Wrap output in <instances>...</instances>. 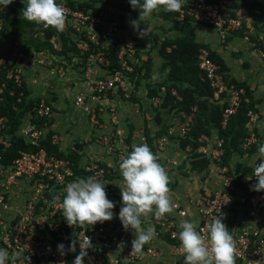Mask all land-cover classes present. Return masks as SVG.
I'll return each mask as SVG.
<instances>
[{
    "label": "built area",
    "instance_id": "built-area-1",
    "mask_svg": "<svg viewBox=\"0 0 264 264\" xmlns=\"http://www.w3.org/2000/svg\"><path fill=\"white\" fill-rule=\"evenodd\" d=\"M57 3L66 9V26L63 31L55 30L48 43L52 50L60 52L59 35L64 34L70 38L76 50L77 54L73 56L72 61L80 70V79L77 83L79 89L72 95V106L85 115L90 126L95 128L97 116H102L104 109L109 108V112L105 114L104 125L98 127L105 129L107 124L109 129L102 131L98 139L104 142L107 153H114L116 164L121 163L130 153V146L125 143L126 133L124 134L120 127L118 111L114 106L111 107L110 101L119 95L123 100H128L134 95L135 78H132L131 74L133 65L139 64V59L134 56L136 44L128 37L119 36V24L108 21L100 9L96 12L84 7L72 9L66 0H57ZM233 3L234 0H186L174 20L181 23L188 19L191 23L208 27L220 40L240 30L245 35L251 34V17L242 7L232 8ZM124 5L126 6L125 2ZM6 12L7 7L0 10L2 14ZM1 23L0 20V25ZM258 35V40L264 44V30ZM14 51L8 63L4 58H0V69H4L6 81L11 80L14 87H20L23 83L21 76L28 68L26 62L29 56L41 55L43 52H30L26 55L27 53L19 49ZM36 62L41 63L37 59ZM196 63L211 89L212 100L226 103L220 121L223 127L228 117L235 112L242 90L225 83L222 74L218 73V66L208 58L206 49L197 50ZM35 83V80L31 81L32 85ZM22 95V92L18 93L17 101ZM148 101L155 106L158 99L149 98ZM32 110L36 118H51V109L42 99H38ZM246 115L248 118L245 129L248 136L243 139L241 149L245 151L250 145H254L259 150L264 144V136L257 137L252 132L257 117L250 111ZM31 118L30 114H26L14 135L20 138L23 144L38 147L40 139L44 137V124L37 126ZM7 123L6 118L0 117V248H6L10 253L21 252L22 257L17 264H73L79 254V243L75 252H68L67 248L72 240L80 238L84 232L91 238L94 246L88 250L84 264H143V259H152L158 255V251L149 245H145L141 253L132 254L129 232L120 228L114 217L111 221L98 222L93 226L69 227L63 218L60 204L66 186L81 177L72 175L67 160L49 156L43 149L18 150L9 163H3V154L11 147L12 135L7 132ZM188 129V125L183 124L176 136L184 137ZM173 132L174 129L167 128L166 135L152 137L151 145L156 152L165 150L168 138L174 136ZM134 138L146 144L143 133ZM58 140L56 135L50 136L52 145ZM206 140L203 136L197 139L199 143ZM117 145H120V148H117ZM196 152L207 159L208 167H215L221 184L213 190L205 189L206 186L200 188L198 198L191 203L192 216L175 201L174 213L178 219L198 221V231L206 229L216 215H224V223L235 241L236 264H264V192L253 191L246 194L234 188L231 178L226 175L228 168L221 164V140L215 138L208 151L205 146L200 145ZM177 157L178 154L175 153L173 158L165 159L161 163L168 174L179 166ZM96 162L87 163L82 169L89 173V177L98 179L104 171ZM56 195H60L61 199L54 203L53 198ZM189 216L191 218H188ZM151 223L156 230V236L167 237L172 241L168 243L172 245L174 253L180 254L182 249L178 239L181 231L179 225L166 217L156 219L155 216L152 217ZM59 244L65 246L66 254L61 255L58 252ZM24 257H28L29 261L23 259Z\"/></svg>",
    "mask_w": 264,
    "mask_h": 264
},
{
    "label": "rangeland",
    "instance_id": "rangeland-1",
    "mask_svg": "<svg viewBox=\"0 0 264 264\" xmlns=\"http://www.w3.org/2000/svg\"><path fill=\"white\" fill-rule=\"evenodd\" d=\"M74 1H76L77 4L82 3L84 8H89L93 12L97 11L99 9V4L104 1L110 5L119 4V0ZM121 1L123 0H120V2ZM245 1L246 3L256 2L259 3L261 7H264V0ZM12 7L10 6V8ZM175 15L173 17H175ZM12 17L18 19V21H5L4 26L3 23L0 25V58H4L8 63L12 59L15 49H19L20 51L27 53L26 55L30 52H35V54L37 52H43L41 55L39 54V56H29V59L26 62L28 68L21 76V80L26 91L24 94L25 101L29 103L33 102L35 99H42L51 109V118L49 121L41 124V126L44 124L42 126L43 136L50 133L51 135L59 137L58 142H56L54 146H56L63 154L75 153L78 156V167L97 161L96 164L104 171L102 177L97 180L107 183L105 186L107 198L113 201L115 206L119 207L120 210L122 204L120 201L121 195L119 188H123L124 185L122 182V176L118 174V172H115L114 167L112 168V166L119 168L120 163L115 164L116 156L114 153H107V148L103 144L104 142L98 139L101 136L102 131H108L109 129L107 124L105 129L98 128L99 125H102L106 120L105 114L109 112V108L104 109L102 116H97V128L90 126L88 122H86L89 126L87 127L84 124L86 116L76 112L70 103L73 95L72 89L74 88L75 83H77L80 79V70L72 61V57L74 55L70 52H68V54H62L61 50L60 52H56L47 48L35 50V45L42 41L43 34L41 29L35 24L31 25L27 20H21V15H13ZM170 23L171 26H167L168 28H165V30L162 31V28H159L158 26L151 29V31H154L152 34H157V38L154 39L152 49L150 51L146 48V51L141 52L145 58H139V64H135L132 67L133 72L131 76L132 78H135V80L133 87L134 95L131 97L134 98L136 102L134 104L138 110L136 115L139 125H134L135 122L128 123V121L122 119L121 116H119L120 119L118 122L124 131V134L126 133L127 135L130 133V137L131 135L137 137L138 134L143 133V129L147 125V122L151 125H157V128L159 129H174V136L168 138L169 144L167 148L172 150V154L175 155V153H177V159L180 161L179 166L170 171L174 172L176 182L177 180H181L187 184V187H190L191 189L194 188L197 192L200 191L202 186H206L205 189L213 190L219 188L221 184L218 177L219 174L216 172L215 167H213V165L208 167L207 165L200 168L198 167V164H194L195 161H199V159H201L199 156L200 154L196 152L197 147L200 145L205 146L208 151L213 140L216 138L215 133L211 129V125L206 126L207 130L204 135H200L207 139L201 143L197 140L192 141L190 139H185V137L179 138L176 136V133L183 124L186 123L188 128L193 126V120L197 112L195 111L193 105H191L187 111L181 110L178 106L172 108L174 106L173 102L175 103L180 101V92L187 89L191 90L192 88L187 84H172L167 81V68L163 66V60L158 55L157 49L162 41L164 42L165 40H170L174 42L183 38L182 33L179 30V27L181 26L180 22H176L174 18H172ZM255 23L257 25L256 28H263L264 30V17L256 18ZM191 24L192 25H188L190 30L186 32L187 36L189 35L188 39L196 43L206 41L208 45L203 43L200 44H203L205 45V48L210 49L209 47L211 46V42L218 40L216 33L206 27L205 29L203 27H199L200 25L194 23ZM154 29H156L157 32ZM258 36L259 35L257 34V37ZM262 40H264V36H262ZM14 43H16V45H14ZM220 45L224 46L226 45V42H220ZM233 49L235 52L233 51L232 53H237V58H241L242 52L240 54L239 49L234 46ZM135 56L137 57L136 53ZM237 58H235V61H237ZM36 59L41 63L36 62ZM262 62L264 64V57L262 58ZM32 80L36 81L34 85L31 84ZM260 88L263 87H258L257 90ZM246 89V96L250 97L253 107H255V105L259 102V98H255L253 101V98L250 96L251 90L248 86ZM167 91H170L169 95L173 97L175 101L167 97V105L163 107L162 103L165 101L164 99ZM149 92H151L152 98L158 99L155 106L147 100L151 97L148 94ZM191 96L195 98L194 94H191ZM262 97L263 95L260 99H262ZM119 98L123 99L120 95ZM115 103L116 101H112L111 107L115 105ZM218 103L220 104L221 102ZM208 108L209 107L206 106L203 117H205L209 112ZM115 109L117 110V108ZM134 112H136V110ZM100 118L102 120H100ZM22 122L23 118L21 119L20 124ZM151 128L153 129V126ZM154 128L157 129L156 126ZM262 134L264 136V133ZM130 137L129 140L131 142ZM117 148H120V145H117ZM171 153H167V156ZM259 156L260 154L257 149H253L250 153H248V155H232L230 158L232 170L230 174H226L231 178L232 184L235 181L244 182L248 178L254 177V163L260 162L259 159H257ZM109 161L111 162L109 163ZM171 179H173L172 176Z\"/></svg>",
    "mask_w": 264,
    "mask_h": 264
},
{
    "label": "clouds",
    "instance_id": "clouds-1",
    "mask_svg": "<svg viewBox=\"0 0 264 264\" xmlns=\"http://www.w3.org/2000/svg\"><path fill=\"white\" fill-rule=\"evenodd\" d=\"M13 0H0V10L12 4ZM186 0H129L130 6L139 9L140 16L150 18L161 8L169 13H179ZM23 18L29 22L43 24L46 27L63 31L66 26V9L57 0H27L22 11ZM131 27L144 38L145 29L141 30L138 21H131ZM259 163H254L256 184L252 190L264 192V144L259 147ZM160 157L154 154L145 143L133 145L131 152L119 165L124 187L120 189L121 204L118 219L124 230L131 229L134 239L131 241V253H141L145 244L155 236L156 230L149 226L142 227V216L154 214L161 219L174 211L176 205L170 195V178L159 162ZM106 182L94 177L78 178L64 189L60 207L62 215L69 227L85 225L93 226L113 219L115 203L107 198ZM60 195L53 198L59 201ZM224 215H216L206 226L199 228L196 220H182L178 239L184 255V264H236V246L233 236L224 223ZM206 233V234H205ZM79 243V254L73 264H84L88 250L93 249L91 238L81 234L69 244L67 251L75 252ZM58 252L65 253V246L59 244ZM22 253H10L6 248H0V264H17ZM23 259L28 260V257ZM22 264V262H21ZM259 264V262H257Z\"/></svg>",
    "mask_w": 264,
    "mask_h": 264
},
{
    "label": "trees",
    "instance_id": "trees-1",
    "mask_svg": "<svg viewBox=\"0 0 264 264\" xmlns=\"http://www.w3.org/2000/svg\"><path fill=\"white\" fill-rule=\"evenodd\" d=\"M213 1V0H207ZM67 5L72 9H81L82 3H76V1L66 0ZM123 2L126 3V7L124 9L129 10L130 12H134V9L130 6L128 0H123L120 2V6L123 5ZM27 0H13V3L7 6L8 12L2 14L0 13V20L3 23L5 21L16 22L18 19L13 18V15H21L22 19V11L26 6ZM10 6L12 8H10ZM232 8L242 7L246 10V13L252 19V33L251 34H243V31H235L231 33L232 35H236L239 38L246 37L248 41L252 44L254 49L259 50L262 54H264V44L262 41L258 40L257 34L263 31V28H256L255 19L259 17H264V7H261L259 3L251 2L246 3L245 0H234ZM98 11V10H97ZM96 12V11H95ZM176 13H169L163 11L161 16L164 20L170 21ZM31 25L35 24L37 27L41 29L43 34L42 41H40L37 45H35V50H41L47 48L51 50L50 44L48 43V39L54 34L55 29L51 27H46L43 24H37L29 22ZM119 24L122 26V22L119 21ZM179 27L180 32L182 33L181 39H178L174 42L170 40L162 41L158 46V55L163 60V66L167 68L166 78L167 81L174 83H183L189 85L191 90H184L180 92L181 98L180 101L173 102V107H179L181 110L187 111L188 108L193 105L195 111L197 112L194 120L193 126H191L188 131L185 133V139H190L192 141H196L200 135H204L206 133L208 125H211L212 131L215 133L217 139L221 140V164L225 165L228 168V173L230 174L231 162L230 158L233 154L235 155H248L250 151L256 149L254 145H250L247 150L243 151L241 149V143L244 138L248 136V131L245 129V124L247 122V112L256 113L257 109L253 107L252 100L250 97L246 96V87L245 83H238L232 78H230L226 71V66L221 58L215 53L205 48V45L196 43L192 40H189L186 32L189 31L190 27L188 25L191 24V21L185 20L180 23ZM120 27V25H119ZM229 38V37H228ZM59 39L61 41V53L68 54L70 52L74 56L77 54L74 48L73 43L70 41L68 36L64 34L59 35ZM199 48H205L208 51V58L218 66V73L222 74V78L227 85H233L236 89H241L242 94L240 95V101L238 106L236 107L235 112L228 117L225 122V125L221 127V114L223 109L226 107V103H218L212 100V92L206 82L204 75L197 68L196 63V54ZM70 58V57H67ZM73 58V57H72ZM8 65H5L7 68ZM0 117H4L7 119L8 130L7 132L11 134V147L7 152L3 154L2 162L9 163L12 158L16 155L18 150L21 151H35L37 149H43L47 155L53 156L57 159H64L69 162L70 169L72 171V175L74 177H81L86 179L89 177V173L84 172L82 167H78V156L75 153H66L63 154L57 149L56 146L50 144V133H47L42 139H40L38 147H32L29 145L23 144L22 140L14 135L18 126L20 125L21 119L26 115H31V121L37 126H41L42 123H45L49 120L39 119L33 116V106L38 101L35 99L33 102H26L24 99V94L26 93L24 85L20 87H14L12 85L11 80L5 79V71L4 69H0ZM245 91V92H244ZM22 92L23 95L17 101L18 93ZM151 96V92L148 93ZM170 91L166 92L165 101L162 103V106L165 107L167 105V97L173 101L174 98L171 97ZM191 94L195 95V98L191 96ZM152 98V96L150 97ZM163 99V98H162ZM246 99V101H244ZM129 101L135 102V99L130 97ZM176 105V106H175ZM206 106L208 108V113L205 117H203V113L206 110ZM192 108V107H191ZM252 132L255 136L258 137V131L256 128H252ZM164 133V134H163ZM143 135L146 139V144L149 146L150 150L155 154L154 148L151 145L153 140L150 137L146 128L143 129ZM162 135H166L165 129H158L153 137H159ZM130 133L126 135L125 142L127 144L130 143L129 140ZM201 159L199 161H195L194 164H198V167L203 168L208 165L207 159L199 155ZM114 176V174H113ZM256 184V179L252 177L248 178L246 181H235L233 186L235 189H240L246 194H250L253 192L252 188ZM174 187V184L170 182L169 188L170 190ZM121 201V200H120ZM114 213L115 220L120 228L122 227L121 222L118 219L119 215V207L115 206L112 210ZM159 236V235H158ZM160 237V236H159ZM164 237V238H163ZM167 242H172L167 237L162 236Z\"/></svg>",
    "mask_w": 264,
    "mask_h": 264
},
{
    "label": "crops",
    "instance_id": "crops-1",
    "mask_svg": "<svg viewBox=\"0 0 264 264\" xmlns=\"http://www.w3.org/2000/svg\"><path fill=\"white\" fill-rule=\"evenodd\" d=\"M118 2L119 4L117 3V5H112V4L110 5V4H107L106 1H104L100 3L98 7L101 11L105 13V17L108 19V21L116 20L115 22H117L118 24H119V21L122 22V26L121 24H119L120 25L119 27L120 35L119 36L128 37L129 39H131L136 44L135 53L137 54V57L135 56V54L134 56L137 59L139 58L144 59L145 57L144 55L141 54V52L146 51L145 50L146 48L147 50L151 51L154 39L157 38V34L155 33L152 34V32L154 31H151V29L154 28L155 26L156 27L158 26L159 28H162L161 29L162 31V30H165V28H168L167 26H171V23L170 21L164 20L162 18L161 13L164 11L163 8H161L158 12H154L150 18H144V17H139L140 16L139 9L134 10V12H130L129 10L124 9V7H126L124 5V2L122 6H120V0ZM142 2L143 1L141 0V3ZM131 21H138V23L140 24L139 25L140 29L141 30L145 29L144 38H139V33L137 31H134V29L131 27V24H130ZM199 27L205 28V26H202V25H200ZM154 30L157 32L156 29ZM219 40L220 39L218 38L217 41H212L211 46L209 47L210 48L209 50L212 52H215L221 58V60L224 62V65L226 66V69H227L226 73L230 78H232L238 83H245L249 87V89L251 90L250 96L251 98H253V101L255 98H259V102L255 105V108L257 109V112L255 113L257 120L255 124L253 125V127L257 129L259 136H263L262 133H264V64L262 62V58L264 57V55L259 50L254 49L252 47V44L248 41L246 37L239 38L236 35L230 34L226 36L224 40H220V41ZM223 41L226 42V45L221 46L220 42H223ZM200 43L208 45L206 41H201ZM233 46L239 49L240 54L242 52L243 55L241 54L242 56L241 58H237L236 56L237 53L236 54L232 53L234 51ZM235 58H237V61H235ZM77 83H75V86L72 89L73 93L75 92V90L79 89V86L77 85ZM258 87H263V88H260L259 90H257ZM262 95L263 97L262 99H260ZM112 101H116L115 105L113 106L117 108V111L119 113L118 115L121 116L122 119L127 120L128 123L135 122L134 125H137V124L139 125V122H137V115H136L138 110L134 104L136 102H132L129 100H123V99H120L119 97H114L110 101V104L112 103ZM70 103L72 105V97H71ZM73 109L76 112L80 113L74 107ZM135 110L136 112H134ZM86 122H88L87 117L84 120V124L87 127H89L86 124ZM152 126H153V129L151 128ZM155 126L157 128V125L155 124L151 125L149 122H147V125L145 126L150 137H153V135L159 129V128L155 129L154 128ZM130 139H131V142L129 143V146H130V152H131L133 145H138V144H141L142 142L138 141L133 136L130 137ZM168 144L166 145V148L164 151L156 152L154 150L155 154L158 155L161 159L159 161L160 163H163L165 159L170 160L171 158L174 157V154H172L173 152L171 153L172 150L167 148ZM167 153H171L172 156L171 154L167 156ZM110 162L111 161H109V163ZM113 167L115 169V172H118V174L121 175L120 168L112 166V168ZM170 171L168 174L170 181L171 183L175 185L170 190L171 199L172 201L177 202V204H179L184 210H186L188 215L192 216L193 207L191 203L198 198L199 192H197V190L194 188L191 189L190 187H187L186 186L187 184H185L181 180H177L176 182V179L174 177V172H170ZM171 176L173 179H171ZM153 216L154 214H149L148 216H142L141 217L142 227L147 229L149 226H152L151 219ZM191 216H189L188 218H191ZM164 217L168 218L169 220L174 221L178 225H180V222L182 221L181 219H178L174 211L170 214H166ZM185 220H187V218H185ZM127 231L129 232V235L132 241L135 238L134 234L131 229ZM145 245H149L153 247L154 249H156L158 251V255L152 259H147V258L143 259L142 261L143 264H170L172 262H176L177 264H184L185 254L183 253V251L180 254H175L174 250L172 249V245H170L167 241L161 239L158 236H155L149 243Z\"/></svg>",
    "mask_w": 264,
    "mask_h": 264
}]
</instances>
